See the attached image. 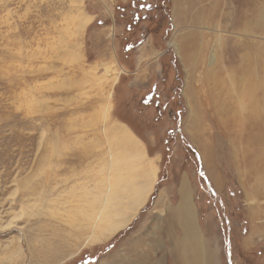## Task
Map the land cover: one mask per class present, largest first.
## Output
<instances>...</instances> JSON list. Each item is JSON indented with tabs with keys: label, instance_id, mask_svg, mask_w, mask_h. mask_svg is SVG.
<instances>
[{
	"label": "rangeland",
	"instance_id": "obj_1",
	"mask_svg": "<svg viewBox=\"0 0 264 264\" xmlns=\"http://www.w3.org/2000/svg\"><path fill=\"white\" fill-rule=\"evenodd\" d=\"M133 1L0 0V264H179L182 234L169 213L182 200L203 241L201 264H264L263 167L233 170L214 125L199 131L213 134L208 168L191 137L188 97L205 100L220 62L209 56L231 57L228 41L257 38L218 18L204 24L207 2ZM211 108L203 106L210 123ZM112 127L151 161L154 183L123 228L79 248L63 233L61 204L118 145Z\"/></svg>",
	"mask_w": 264,
	"mask_h": 264
},
{
	"label": "bare ground",
	"instance_id": "obj_2",
	"mask_svg": "<svg viewBox=\"0 0 264 264\" xmlns=\"http://www.w3.org/2000/svg\"><path fill=\"white\" fill-rule=\"evenodd\" d=\"M188 1L207 2L199 10L204 24H212L218 18L223 21V26L245 37L249 34L250 37L255 35L257 38L254 43L247 39L240 41L239 38L228 41L230 49L234 52L231 57H217L216 54L209 56L211 66L217 60L220 62L214 67L210 66L211 82L207 83L211 85L206 86L205 100L200 98L198 92L196 94L190 92L191 95L188 93L190 99L193 101L195 99L189 115L191 125L189 128L194 130L191 131L194 135L191 137L209 168L214 155L206 139L212 140L213 134L206 136L201 132L206 127L215 125L219 130L218 138L227 143V149L225 147L223 153L227 164L233 170L240 172V168H243L245 171L252 162L261 164L260 167H263L261 173H264V0ZM190 46L188 40L184 44V49L188 50ZM225 53L227 50L222 55ZM186 59L191 63L195 57L189 55ZM204 73L208 78L210 68ZM227 81L229 86L226 85ZM220 88L222 90H219ZM221 103H223L221 108L217 107ZM210 104L215 107L211 108L212 123L208 122L207 113L203 109V106ZM108 132L114 144L118 142V145L116 148L113 144L107 146L105 152L100 155L104 156L102 164L91 168L94 172L90 178L86 177L85 172L82 183L70 187V191L66 192L71 195L67 197L69 200L61 204L60 210L66 212L67 218L65 220L62 218L66 224L63 233L66 237L79 241V248L103 243L123 228L133 211L143 203L151 184L154 183L153 164L145 159L143 152L134 151V141L128 133L116 127L110 128ZM211 176L213 178L212 173ZM213 180L217 182L215 178ZM257 190L259 187L253 189L256 192ZM182 191L184 198L186 191ZM260 191L262 193V189ZM169 217L175 229L182 234L174 250L177 262L201 264L206 253L202 238L194 227L192 212L187 202L182 200L181 206L171 211Z\"/></svg>",
	"mask_w": 264,
	"mask_h": 264
},
{
	"label": "trees",
	"instance_id": "obj_3",
	"mask_svg": "<svg viewBox=\"0 0 264 264\" xmlns=\"http://www.w3.org/2000/svg\"><path fill=\"white\" fill-rule=\"evenodd\" d=\"M136 2H137L136 0L133 1V2H132V5L135 6V5H136ZM137 3H138V2H137ZM136 13H137V12H135V14H136ZM137 18H138V15H135V19H137ZM136 21H137V20H136ZM128 28H130V26H128ZM124 49H125V51H128V49H126V48H124ZM145 102H146V103H149V105H151V106H152V104H153V102H152V104H151V101H149V99L146 100V101H144L143 103H145ZM149 105H148V106H149ZM153 105H154L155 108H157V107H158V101L155 100V103H154Z\"/></svg>",
	"mask_w": 264,
	"mask_h": 264
},
{
	"label": "crops",
	"instance_id": "obj_4",
	"mask_svg": "<svg viewBox=\"0 0 264 264\" xmlns=\"http://www.w3.org/2000/svg\"><path fill=\"white\" fill-rule=\"evenodd\" d=\"M120 1H122V2H126L127 0H120Z\"/></svg>",
	"mask_w": 264,
	"mask_h": 264
}]
</instances>
